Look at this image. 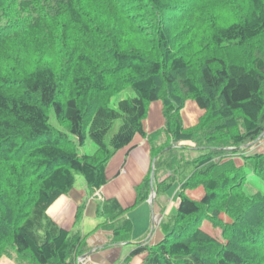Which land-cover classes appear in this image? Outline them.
<instances>
[{
    "label": "trees",
    "instance_id": "1",
    "mask_svg": "<svg viewBox=\"0 0 264 264\" xmlns=\"http://www.w3.org/2000/svg\"><path fill=\"white\" fill-rule=\"evenodd\" d=\"M235 7L232 20L209 23L215 51L188 64L175 45L172 15L191 18L196 10L199 21ZM141 12L144 23L136 18ZM192 28L186 32L196 33ZM124 37L138 38L141 48L120 45ZM261 41L264 0H0V257L77 264L98 248L47 209L74 187L75 172L91 192L100 189L112 156L141 135L156 197L173 183L181 191L175 211L158 223L161 240L136 243L128 257L145 253L142 264H264V152H249L264 133V53L245 61L226 54ZM125 85L133 96L118 98ZM158 100L163 131L146 134L142 122ZM186 100L203 111L188 128L180 118ZM51 112L60 128L50 123ZM87 138L95 150L80 154ZM146 177L134 206L148 199ZM199 186L198 199L186 194ZM123 212L115 201L98 205V226L112 232L106 245L130 240ZM204 220L221 228L225 243L202 229Z\"/></svg>",
    "mask_w": 264,
    "mask_h": 264
},
{
    "label": "crops",
    "instance_id": "2",
    "mask_svg": "<svg viewBox=\"0 0 264 264\" xmlns=\"http://www.w3.org/2000/svg\"><path fill=\"white\" fill-rule=\"evenodd\" d=\"M186 106L194 116H197V112L200 115L203 113L193 100H188ZM164 124L162 104L159 101L151 102L142 122L144 132H162ZM163 138L164 135L159 136L157 143L162 142ZM151 164L146 137L136 135L129 146L118 150L109 160L105 169L106 183L100 189L91 192L84 183V186L73 187L60 195L48 207L47 213L58 225L68 231L80 232L86 237L88 246L98 247L85 252L83 255L86 257L82 258V255L78 258L77 264H142L145 253L128 257L136 243L154 245L161 240L163 233L158 222L164 212L160 211L159 206L154 207L148 199L134 206L136 190H141V183L151 170ZM103 201H115L118 208L124 211L123 215L130 219L129 245H125L126 242L106 245L112 232L98 226L103 218L97 215L98 205ZM0 264L18 263L11 256L4 255L0 257Z\"/></svg>",
    "mask_w": 264,
    "mask_h": 264
},
{
    "label": "rangeland",
    "instance_id": "3",
    "mask_svg": "<svg viewBox=\"0 0 264 264\" xmlns=\"http://www.w3.org/2000/svg\"><path fill=\"white\" fill-rule=\"evenodd\" d=\"M198 6H201V5H199V2H198ZM198 6H196V10H197ZM239 7H235V10H233V9L222 10V9L217 8L216 14L215 13H213L212 15L206 14V16L201 15V17H200L201 20H199V21L197 20L198 15L196 14V10L191 14V16H192L191 18L185 17V15L180 16L179 12H177L179 15H177V13H174L172 15L176 19V22H175L176 27H175L174 31L178 34V36L176 38L175 45L181 51H183L184 55H186L187 60H188V64L191 65L192 61H196L198 64H200V61L197 60L198 58L203 57L205 55H208V54L215 51L214 44H211L208 40L207 34H208L209 30L213 27V25L219 26L222 23H227L228 21L232 20L234 17L233 14L235 15L237 13ZM134 12H139V11H137V8H136ZM141 13L142 14L136 18L140 22L144 23L146 12H141ZM203 19H206V21L208 23L205 27L200 23V21H203ZM146 22H148V19H146ZM209 23H212L213 25L212 24L210 25ZM197 24H198V27H196ZM192 25H193L192 30H196V33L186 32V29L191 28ZM209 27H210V29H209ZM118 38H120V37H118ZM123 44L124 45H126V44L127 45H129V44L133 45V47H135L137 49L141 48L140 47L141 43L139 42V39L134 38V37L131 40L129 38L127 39L124 37V40L121 42L120 45H123ZM238 47L239 48L232 49L228 53H226L228 56H230V60H235L236 59L235 56H237L238 61L239 60L245 61V60L249 59V57L251 59L252 57H257L258 55H261L262 53H264V43L262 41H261V43L260 42L259 43L258 42H251L250 44L245 43V44H242ZM229 49H231V48H229ZM222 53L223 52H221V54ZM101 60L103 63L100 62V64H102L104 66L109 65V63L106 59H101ZM192 65L197 66V64H192ZM60 69H61L60 66L58 67V65H56L55 70L57 73H59L61 75ZM63 75L64 74H62L60 76V78H63L64 77ZM124 76H126L125 73H123L122 76H119V79L121 80V78ZM119 92H120V96L118 98H127V97L133 96V92L131 90H129V87H127V85L122 87ZM158 101L162 104V102L160 100H158ZM187 101L188 100L185 101L184 106L182 107V109L180 111V118H181L182 126L184 128H188L190 126L195 125L198 122V118L202 115V114L201 115L198 114L197 110H196L197 116L196 115L194 116V114L192 115L190 108L188 106H186ZM185 106H186V108H184ZM49 119H50V123L55 128H60L58 120L54 116L53 112L50 113ZM178 144L185 145V144H192V143L189 141H187V142L181 141ZM252 145L253 146L249 147V152H251V153H253V152H259V153L264 152V137L263 138L259 137L258 141ZM192 146H193V144H192ZM94 150H95V146L88 138L86 139L85 145L82 148L78 149L80 154H83V153L90 154ZM186 154H187V156L191 157L192 155L196 154V151L195 152L189 151ZM151 161H152V158H151ZM151 166H152V164H151ZM150 173H151V170L148 171V174L146 177L147 179H148V177L150 179ZM74 176H75L74 187L79 188L82 185L84 186L85 182H84L82 175L75 172ZM180 186H181L180 183L179 184L173 183L172 186L164 194H162L158 197H156L155 192H154V198H153L152 203H153L154 207H155V205L159 206L160 211L162 210V212H164L163 215H165V218L168 217L167 214L173 213L176 209L177 203L179 201L178 193H179V191H181ZM185 192L190 197L198 199L199 197H201V195L203 193V188L201 186H199V187H195L192 189H188ZM149 195H150V190H149L148 198H149ZM57 199H58V197L54 200V202ZM165 210H166V213H165ZM220 216L225 218L224 215H220ZM226 220L229 221L228 219H226ZM201 227L206 232H208L210 235L214 236L219 241H222V243L226 242V240L224 238H221V228L220 227L214 226L208 220H204L202 222ZM129 244H130L129 241H127L125 243V245H129Z\"/></svg>",
    "mask_w": 264,
    "mask_h": 264
},
{
    "label": "water",
    "instance_id": "4",
    "mask_svg": "<svg viewBox=\"0 0 264 264\" xmlns=\"http://www.w3.org/2000/svg\"><path fill=\"white\" fill-rule=\"evenodd\" d=\"M264 136V133L261 135V137ZM153 175H154V167H153V162H152V166H151V173H150V195L148 200H150V202L153 201L154 198V188H153ZM86 255H83L82 258H85Z\"/></svg>",
    "mask_w": 264,
    "mask_h": 264
},
{
    "label": "clouds",
    "instance_id": "5",
    "mask_svg": "<svg viewBox=\"0 0 264 264\" xmlns=\"http://www.w3.org/2000/svg\"><path fill=\"white\" fill-rule=\"evenodd\" d=\"M159 223V222H158ZM78 260V259H77Z\"/></svg>",
    "mask_w": 264,
    "mask_h": 264
}]
</instances>
